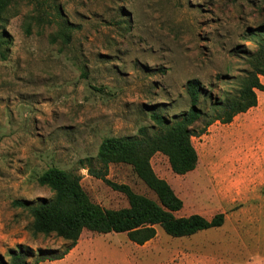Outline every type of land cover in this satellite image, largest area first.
Segmentation results:
<instances>
[{
	"label": "rangeland",
	"instance_id": "rangeland-1",
	"mask_svg": "<svg viewBox=\"0 0 264 264\" xmlns=\"http://www.w3.org/2000/svg\"><path fill=\"white\" fill-rule=\"evenodd\" d=\"M65 21L74 25L69 42L52 41ZM260 24L264 0H13L4 26L12 43L0 60V252L8 258L16 245L29 247L30 264H264V175L231 168L233 152L220 138L227 125L220 122L191 137L194 170L174 173L160 152L150 159L183 201L175 216L223 213L219 227L173 237L156 225L143 246L124 232L84 229L60 260L52 258L69 243L33 235L30 212L12 204L50 198L36 178L57 166L79 175L94 203L127 207L126 195L90 175L80 160L98 168L102 138L136 136L140 126L151 133L152 112L173 120L186 111L188 79L201 82L202 97L210 95L205 106L201 101L210 112L212 99L237 88L249 68L247 56L257 48L249 33ZM240 155L264 169L263 145ZM106 178L157 201L129 164L110 163Z\"/></svg>",
	"mask_w": 264,
	"mask_h": 264
},
{
	"label": "trees",
	"instance_id": "trees-1",
	"mask_svg": "<svg viewBox=\"0 0 264 264\" xmlns=\"http://www.w3.org/2000/svg\"><path fill=\"white\" fill-rule=\"evenodd\" d=\"M13 0H0V60H6L12 43V36L5 29L8 20V7ZM45 16H39L42 20ZM52 41L60 38L64 43L70 40L72 23L65 21ZM30 23L24 26V32L30 34ZM249 35L257 39V48L247 56L249 68L243 70L237 88L228 92L223 99L213 98L208 112L205 106L210 95L205 93L197 78L188 79L185 83L189 99V108L173 120L164 115L152 112L150 118L157 126L149 133L145 126L138 128L136 136H107L102 138L95 157L98 168L92 166L91 159L80 160L86 165L90 175L103 179L114 190L123 192L128 199V206L119 209L103 208L90 200L80 184V176L57 166H50L36 178L41 186L51 192L50 198L37 202L14 200L16 207L27 209L31 215L29 230L33 235L45 236L54 234L69 244L60 255L52 259H61L72 249L82 232L86 229L96 233H126L128 239L142 245L156 234L155 226H160L165 233L173 237L189 236L197 231L223 224L224 214L217 213L211 219L200 214L177 217L183 201L167 181L158 177L150 163L151 157L160 152L167 156L171 170L183 175L195 169L198 154L191 142L192 136H199L207 131L214 122L230 123L238 113L245 112L257 105L255 90L264 91V84L259 76L264 75V24H260ZM203 99V105L201 101ZM204 120L202 128L196 123ZM85 163V164H83ZM110 163L129 164L137 177L151 189L157 201L133 192L126 184H117L106 178ZM33 250L21 244L8 250V258L0 253V264H30Z\"/></svg>",
	"mask_w": 264,
	"mask_h": 264
},
{
	"label": "crops",
	"instance_id": "crops-1",
	"mask_svg": "<svg viewBox=\"0 0 264 264\" xmlns=\"http://www.w3.org/2000/svg\"><path fill=\"white\" fill-rule=\"evenodd\" d=\"M259 78L261 83L264 84V75H260ZM255 91L257 96V105L249 108L245 112L236 114L233 118L234 120L227 123L224 131L222 133L220 132L221 140H226L228 149L233 152L231 168L237 173L240 171V175L248 177L264 175V169L261 164H258V166L254 165V161L251 158L240 155L241 152H245L248 148L260 145L264 146V91ZM212 130L214 129L208 128V131ZM256 161L254 163H257ZM151 240L152 239L145 243H150ZM144 244H142V246ZM177 246L178 244L174 247L176 248ZM69 256L70 253L66 254L62 259H66Z\"/></svg>",
	"mask_w": 264,
	"mask_h": 264
}]
</instances>
